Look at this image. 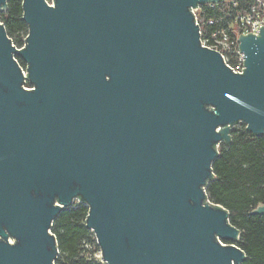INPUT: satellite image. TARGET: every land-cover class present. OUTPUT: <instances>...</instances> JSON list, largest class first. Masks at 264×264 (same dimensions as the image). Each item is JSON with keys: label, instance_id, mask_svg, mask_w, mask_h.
Here are the masks:
<instances>
[{"label": "water", "instance_id": "1", "mask_svg": "<svg viewBox=\"0 0 264 264\" xmlns=\"http://www.w3.org/2000/svg\"><path fill=\"white\" fill-rule=\"evenodd\" d=\"M221 1L23 0V47L0 22V264H55L75 201L107 264L245 260L206 188L232 125L264 132V25L234 72L193 12Z\"/></svg>", "mask_w": 264, "mask_h": 264}, {"label": "trees", "instance_id": "2", "mask_svg": "<svg viewBox=\"0 0 264 264\" xmlns=\"http://www.w3.org/2000/svg\"><path fill=\"white\" fill-rule=\"evenodd\" d=\"M224 6L223 3L220 7H205L199 15L200 23L204 25L208 17L219 19ZM23 16V0H8L0 10V22L17 47L24 45L29 31ZM221 21L228 23L227 18ZM210 30L206 27V32ZM18 60L26 68L25 61L20 57ZM218 151L213 164L214 178L206 188L207 200L226 208L230 222L241 231L238 240H224L244 250L246 258L237 264H264V214L252 213L264 203V132L253 133L244 122H237L232 125L230 143H220ZM88 213L87 205L75 201L55 218L51 229L60 249L55 264H107L88 248L97 243L86 224Z\"/></svg>", "mask_w": 264, "mask_h": 264}, {"label": "built area", "instance_id": "3", "mask_svg": "<svg viewBox=\"0 0 264 264\" xmlns=\"http://www.w3.org/2000/svg\"><path fill=\"white\" fill-rule=\"evenodd\" d=\"M223 3L225 6L220 8L223 15L219 19L208 17L204 25L200 23L199 15L200 12L206 9L205 7H220V4ZM193 12L197 23L200 25L202 44L219 51L226 65L234 72L243 73V68H246V65H244V53L240 51L239 37L241 34H247L248 32L258 34L260 27L264 25V0L206 2L200 4L197 8H193ZM223 18H227L228 23H222ZM206 27H210L211 30L206 32ZM25 75H27L26 71ZM27 82L26 80V88H32Z\"/></svg>", "mask_w": 264, "mask_h": 264}, {"label": "rangeland", "instance_id": "4", "mask_svg": "<svg viewBox=\"0 0 264 264\" xmlns=\"http://www.w3.org/2000/svg\"><path fill=\"white\" fill-rule=\"evenodd\" d=\"M88 248L92 252V254H94L95 257H99L100 259H102L101 250H100V246L98 245V243L90 244Z\"/></svg>", "mask_w": 264, "mask_h": 264}]
</instances>
